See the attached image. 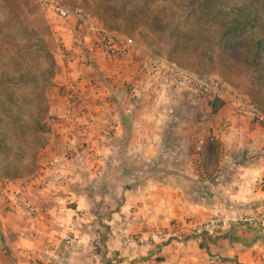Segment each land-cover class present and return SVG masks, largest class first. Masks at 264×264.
<instances>
[{
	"label": "rangeland",
	"instance_id": "obj_1",
	"mask_svg": "<svg viewBox=\"0 0 264 264\" xmlns=\"http://www.w3.org/2000/svg\"><path fill=\"white\" fill-rule=\"evenodd\" d=\"M63 1L69 6L81 7L111 30L131 37L139 47V54L124 61L100 56L92 47L90 38L83 40L81 47L83 51H80L79 39L86 33L77 28L74 19L58 18L55 14L43 10L36 0H0V140H3L5 145L13 147L4 150L5 152L0 151V264H33V261H36V264H110L120 259L125 260L126 264H131L127 256L110 255V258L104 256L102 242L106 238L118 237L123 245H134L143 249L168 241L160 242L161 238L158 235L150 233L154 226L147 229H117L114 219L111 218V222H107L106 217L98 218L101 177L99 169L103 157L100 148L103 139L97 133L98 123L95 120L91 132L86 136L88 144L85 149L95 151L98 155L89 162L86 161L83 149L76 147V153L72 157L66 156L62 141L50 142V135H56L62 129V123L58 117L62 110L59 88L64 80L69 78L76 79L77 84L81 83V85L84 80L94 84L105 83L110 87L115 86L116 83L127 84L125 72L132 65L137 64L153 71L147 56L160 57L168 62L170 68L178 67L196 74V62L185 53L174 52L175 34L171 32L173 31L171 29L178 24L177 21L182 22L186 18L184 13L188 11L192 0H155L150 5L146 3V0ZM210 2L213 6L220 2L224 5L229 2L235 8L244 6V17L257 15L264 20V0H210ZM155 16L162 17L167 22L168 28L162 30L158 28ZM196 19L197 16L189 17L186 26L190 24L194 27ZM251 35L254 39H260L264 47V25L254 27ZM59 42L65 47L66 60L61 59L55 52ZM44 46L49 49L54 61L53 75L45 87L48 112L44 118V129L40 132L44 143L37 151L34 170L30 174L15 175L12 169L16 167L18 160L11 153L16 150L13 145L15 138L13 139L11 135L10 121L3 114L5 111L3 102L11 95L15 101L25 103L27 99L29 102L30 96L27 97L29 91L24 88V85L11 84L10 81L5 80V75L17 76V72L24 71L25 66L31 69L34 76H39L40 73L47 75L45 69L47 62L42 49ZM170 68L160 71V75L169 82H171ZM212 74L228 85L235 82L241 84L264 105V73L262 71L261 75L255 78L253 71L249 68L229 62L226 66L214 67ZM252 77L256 84L250 88L248 81ZM142 79L145 80L143 76ZM127 87L129 88V85ZM172 88L175 92L172 98L175 101L171 107L172 112L185 114L188 117L198 115L205 118L206 114L211 113L213 105L217 107L218 101L226 102L227 100L223 94L196 99L187 89L177 88L174 85ZM129 89H132L129 93L137 99L135 90ZM143 92L144 99H149L146 90ZM245 94L249 96L248 91ZM79 105L89 114L94 115L85 100ZM145 110L150 108L147 107ZM55 123L58 124V128L53 130L50 127ZM29 136H32V133ZM144 163L145 160L141 159L136 164L133 162L134 170L120 171V179L127 181L134 171L137 173L135 167L140 169V166L145 165ZM55 166L62 168L63 171L57 172ZM114 176L111 169L108 177L112 180ZM116 191L117 188L112 186L106 189V208L114 206L112 198L117 195ZM67 196H72L73 200L66 198ZM76 197L83 199L77 211L85 213L82 210L85 206L89 216L79 217L75 221L81 224L87 220L88 223L93 224L91 229H69L73 221L67 218L64 212H67L72 205H76L74 202ZM26 203L32 204L37 209L38 218H34L25 208ZM44 206L48 209L57 206V209L63 212L61 218L56 219L48 212L44 217L42 214L45 211ZM105 213L107 210H104V215ZM43 220L47 223H42ZM40 222L46 225V229H37L39 225H42ZM155 227L163 229L164 225H155ZM218 232L220 230L216 233ZM131 233H140L143 238L148 235L153 236V242L149 240L141 243L125 242V236ZM174 240L183 239L174 238ZM251 251H245V254L251 257L255 254L254 261L257 264H264V251L256 250V253ZM218 259L217 264H220L221 259L219 257Z\"/></svg>",
	"mask_w": 264,
	"mask_h": 264
},
{
	"label": "crops",
	"instance_id": "obj_2",
	"mask_svg": "<svg viewBox=\"0 0 264 264\" xmlns=\"http://www.w3.org/2000/svg\"><path fill=\"white\" fill-rule=\"evenodd\" d=\"M88 39L87 34L79 39L80 51L83 40ZM125 74L127 84L110 87L89 80L78 84L81 102L85 100L92 110L97 133L103 139L98 218L106 217L107 222L114 219L117 229H147L165 226L173 219L201 222L213 217L221 218L223 224L214 235L195 233L143 249L123 245L118 237L106 238L102 242L104 256H127L131 264H208L213 256L221 259L220 264H257L256 255L251 257L245 251H264V235L258 225L240 219L264 211V125L234 115L227 102L205 118L173 113V84L160 70L136 64ZM127 85L135 90L137 99ZM143 90L149 99H144ZM147 107L150 110H145ZM50 128L56 130L58 124ZM207 134L216 136L218 148L208 160L205 147L202 154L195 148L198 139ZM140 159L145 165L135 167L137 173L122 181L120 171L134 170L132 163ZM111 169L115 174L112 180L108 177ZM111 186L117 188V195L112 198L114 206L106 208V189ZM66 198L73 200L72 196ZM82 200L76 197V205L64 212L73 221L69 229L93 226L87 220L81 224L75 221L89 216L85 206V213L77 211ZM44 207V217L48 212L61 218L63 212L57 206Z\"/></svg>",
	"mask_w": 264,
	"mask_h": 264
},
{
	"label": "trees",
	"instance_id": "obj_3",
	"mask_svg": "<svg viewBox=\"0 0 264 264\" xmlns=\"http://www.w3.org/2000/svg\"><path fill=\"white\" fill-rule=\"evenodd\" d=\"M154 1L146 0V3L150 5ZM243 7L235 8L229 2L225 5L220 2L213 6L210 0H192L188 11L184 13L186 18L182 22L177 21L178 24L171 29L175 34L174 52L189 55L196 62L195 72L198 75H211L214 67L226 66L232 62L234 65L241 64L249 68L255 78L260 76L261 71L264 73V47L260 39L253 38L251 31L254 27L263 26L264 20L257 15L244 17ZM191 16H197L194 27L190 24L186 26ZM155 19L158 28H168L162 17L155 16ZM42 49L47 62V75L40 73L39 76H34L28 66H25L24 71H18L17 76L5 75V80L11 84L24 85L29 91L27 97L30 96L29 102L27 99L25 103L15 101L11 95L3 102V114L10 121L11 135L15 138L13 145L16 150L11 151L18 160V164L12 169L15 175L30 174L34 170L37 151L44 143L40 132L44 129V118L48 112L45 87L53 75L54 61L49 49L45 46ZM255 84V79L250 78L248 87L251 88ZM229 85L242 93L248 91L252 100L264 109V105L256 100L258 98L241 84L235 82ZM218 103L221 105L224 101ZM215 110L216 106L213 105L212 111ZM31 133L32 136H29ZM204 147L207 160L217 153L218 148L214 140L208 141ZM10 148L13 147L0 140L1 152Z\"/></svg>",
	"mask_w": 264,
	"mask_h": 264
},
{
	"label": "built area",
	"instance_id": "obj_4",
	"mask_svg": "<svg viewBox=\"0 0 264 264\" xmlns=\"http://www.w3.org/2000/svg\"><path fill=\"white\" fill-rule=\"evenodd\" d=\"M40 7L55 14L62 20L74 19L78 29L83 30L90 38L92 47L100 56H107L117 61L126 60L132 56H137L139 47L135 41L126 34L116 32L100 23L96 17L91 15L78 6H69L63 0H36ZM56 54L66 60L67 54L65 47L59 42L55 50ZM149 64L155 70L166 71L169 64L166 60L157 56H147ZM170 80L177 88L187 89L193 98L201 99L204 97L225 95L232 113L239 117L247 118L249 121L264 125V109L254 102L247 94L242 93L228 85L216 75H198L191 73L185 69L172 67ZM59 94L62 101L61 115L58 116L62 123V129L56 135H50V142L62 141L64 153L66 156H73L76 153V147L81 148L85 152L86 161L97 157L98 153L86 151L87 138L94 126V118L89 112L82 108L79 104L81 98L78 92V84L76 79H65L59 88ZM80 137V138H79ZM214 134H207L199 138L196 144V151L203 153V148L208 141L215 140ZM79 138V139H78ZM199 163H202V157ZM264 186V181L261 180ZM25 208L38 218L37 209L26 203ZM240 221L249 225H258L260 231L264 234V211L257 212L253 215H246ZM223 221L219 217H213L206 221H178L172 220L163 229L153 227L150 231L152 235H158L162 241H169L174 238L185 239L195 233H216L220 230ZM112 233H114L112 231ZM149 240L153 242V236L141 237L140 233H131L126 235L124 241L127 243L142 242ZM209 264H217L219 259L213 256L209 259ZM36 264V261H33ZM110 264H126L123 259L112 261Z\"/></svg>",
	"mask_w": 264,
	"mask_h": 264
}]
</instances>
